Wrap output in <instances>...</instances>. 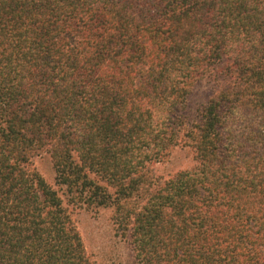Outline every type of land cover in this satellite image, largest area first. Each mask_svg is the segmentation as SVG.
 Listing matches in <instances>:
<instances>
[{"label": "trees", "instance_id": "16d2710c", "mask_svg": "<svg viewBox=\"0 0 264 264\" xmlns=\"http://www.w3.org/2000/svg\"><path fill=\"white\" fill-rule=\"evenodd\" d=\"M103 207L134 264H264V0H0V264H98Z\"/></svg>", "mask_w": 264, "mask_h": 264}, {"label": "rangeland", "instance_id": "374dc122", "mask_svg": "<svg viewBox=\"0 0 264 264\" xmlns=\"http://www.w3.org/2000/svg\"><path fill=\"white\" fill-rule=\"evenodd\" d=\"M205 89L198 92L197 99L205 96ZM191 161L186 151L173 152L168 162L157 164L161 171H174ZM35 165L44 177L55 184V170L48 157L36 158ZM111 208H82L75 215L84 243L98 264H134V250L129 234L117 229L112 221Z\"/></svg>", "mask_w": 264, "mask_h": 264}]
</instances>
